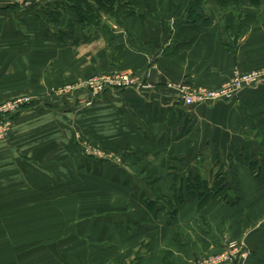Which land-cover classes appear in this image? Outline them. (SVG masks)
<instances>
[{
    "label": "crops",
    "instance_id": "1",
    "mask_svg": "<svg viewBox=\"0 0 264 264\" xmlns=\"http://www.w3.org/2000/svg\"><path fill=\"white\" fill-rule=\"evenodd\" d=\"M138 1L143 19L104 18L94 30L72 12L52 23L40 9L54 0H0V104L33 96L0 140V264H183L243 233L247 262L264 264V177L257 181L243 160H264V82L194 107L175 88H217L236 68L264 67V0H237L246 24L230 28L214 0L194 6L192 18L191 0ZM118 70L150 87L93 99L55 93ZM82 139L127 153L119 179L103 162L102 181L93 174L88 165L98 163L81 153ZM215 172L230 186L229 202H184L171 222L143 202L173 200L177 181L197 173L212 182ZM99 182L111 192L126 182V209L77 203L95 189L108 194Z\"/></svg>",
    "mask_w": 264,
    "mask_h": 264
},
{
    "label": "trees",
    "instance_id": "2",
    "mask_svg": "<svg viewBox=\"0 0 264 264\" xmlns=\"http://www.w3.org/2000/svg\"><path fill=\"white\" fill-rule=\"evenodd\" d=\"M145 7H148V0H141ZM164 2L166 0H158ZM202 0H191L188 3L186 14L192 18L195 13L194 6H198ZM212 1V0H211ZM219 4L221 9H225L228 13L225 18L226 27H233L234 23L243 24L239 21L240 13L237 11V0H214ZM231 5V7H228ZM141 3L138 0H54L53 3H47L41 6L48 15L52 23L57 24L59 18L64 11L72 12L76 16V22L81 24L84 29L93 28L98 29L100 24L103 23V17L113 20L115 23L123 21L125 18L132 16H139ZM239 15L235 17L233 12ZM224 11V12H225ZM235 14V13H234ZM30 105V103H29ZM16 113L11 116L12 120L15 118ZM246 167H248L251 175L257 180L262 181L264 177V160L253 159L249 160L247 156L243 158ZM102 161V160H101ZM260 161L262 163H260ZM179 188L174 191L175 198L170 200L168 197H157L156 200L143 199L144 204L149 210L158 207L165 212L168 222L174 220L177 210L184 202L193 201L198 208L206 206L213 200L222 202H229L230 186L220 177V174H215L213 181L209 182L199 174L191 173L182 180Z\"/></svg>",
    "mask_w": 264,
    "mask_h": 264
},
{
    "label": "built area",
    "instance_id": "3",
    "mask_svg": "<svg viewBox=\"0 0 264 264\" xmlns=\"http://www.w3.org/2000/svg\"><path fill=\"white\" fill-rule=\"evenodd\" d=\"M19 1V0H16ZM264 82V69H253L244 71L235 69L233 75L229 80L222 83L220 87L215 89H208L205 87H195L187 82L179 83L175 88L178 91V97L182 105L185 107H194L198 105H207L219 101H231L236 98L245 88L256 87L258 84ZM140 85L142 87H150V85L141 83L136 77L132 76L126 71H116L113 73H99L92 77L84 78L76 81L74 84H68L56 91L59 95L76 94L86 91L91 99L98 97L104 91L112 90L119 91ZM169 86H173L169 84ZM30 95L19 96L11 100H7L0 104V140L7 139L12 131L13 120L11 116L25 105L32 101ZM85 104H90L91 100H85ZM90 156L95 157H111L104 154L101 150L95 148H87ZM232 256L226 258L225 255L216 257L217 264H223L227 259L232 260Z\"/></svg>",
    "mask_w": 264,
    "mask_h": 264
},
{
    "label": "rangeland",
    "instance_id": "4",
    "mask_svg": "<svg viewBox=\"0 0 264 264\" xmlns=\"http://www.w3.org/2000/svg\"><path fill=\"white\" fill-rule=\"evenodd\" d=\"M167 1V0H166ZM206 0H202L200 2L199 5H201L202 2H204ZM159 2V1H158ZM160 3V2H159ZM217 3V2H216ZM218 4V3H217ZM219 5V4H218ZM220 7V6H219ZM228 7H231V5H229ZM221 8V7H220ZM224 13V19L227 17L226 15L228 14L225 10H226V7L225 9H221ZM225 11V12H224ZM235 13V14H234ZM233 15H236L239 16L235 10L233 12ZM241 15L244 16L243 14H240L239 18H240V22L241 21H244L243 19H241ZM104 19V17H103ZM108 19V18H106ZM109 20V19H108ZM225 21V20H224ZM226 24V23H225ZM237 25L240 24V23H236ZM243 24H246V22H244ZM242 24H240L241 26ZM231 27V26H230ZM229 27V28H230ZM244 27V26H243ZM242 27V28H243ZM228 28V27H227ZM237 69V68H236ZM240 69V68H238ZM257 69H264V67H261V68H257ZM120 71V70H118ZM116 72V71H115ZM127 72V71H126ZM93 76V75H92ZM91 76V77H92ZM90 76L88 77H79V78H76L74 80H71L69 82H66L64 84H62L61 86H59L56 90H55V93L57 90H59L60 88L68 85V84H74L76 81L80 80V79H84V78H89ZM229 80V79H228ZM227 81V80H226ZM191 85V84H190ZM193 86V85H192ZM195 87H198V86H195ZM200 87V86H199ZM207 88V87H205ZM208 89H215V88H208ZM58 94V93H56ZM77 94V93H76ZM59 95V94H58ZM69 95V94H67ZM71 95V94H70ZM31 96V95H30ZM60 96H63V95H60ZM33 97V96H31ZM95 98V97H94ZM223 102H227V101H223ZM91 104V103H90ZM90 104H85L87 106H89ZM80 139V138H79ZM80 146L82 148V151L81 153L88 157L90 156L89 152H86V149L87 148H95V149H98V150H101L102 153L104 154H107V155H110L111 157H93V156H90L94 159H96L97 163L98 164H95L93 163L91 167H89L88 165V168H90L93 172V174L97 176V178L102 181V177L101 176H104L106 174H103L105 173V170L106 168L105 167H100L99 164H106V165H110L109 168H114L113 170H109L112 171L111 174L113 173V175L116 177V178H120V175H121V168H124V163L127 159V157H125V155L127 154L126 152H110V151H106V150H102L101 148H99L98 146L94 145L93 143L89 142L88 140H85V139H82L80 140ZM102 160V161H101ZM107 167V166H106ZM102 168V169H101ZM125 169V168H124ZM89 171V170H88ZM124 172H127L128 176H134L131 172L130 169H126V171ZM216 173V172H215ZM216 174H219V173H216ZM123 181L124 178H123ZM181 182H183L181 180ZM180 181H177L176 183L177 184H173L172 185V188H173V192L176 191L178 188H179V185L181 184ZM99 186H102L104 188V190L108 191V194L107 193H102L100 192L99 190L95 189L94 192L95 194H92L91 197H89V195H82L80 196L81 199H78L77 200V203L81 206V207H85V206H89L91 205V208L92 209H100L101 207H105L106 204L110 205V207H114V208H118L119 210L120 209H126V206L127 204H124V201H123V198H121V195H124V192H128V188H127V185H126V182L125 183H120V184H116V185H112L114 186L112 188V192H111V189L109 188L108 185H106L105 183H102V182H99ZM136 186V185H134ZM119 187V188H118ZM127 195V194H126ZM79 197V198H80ZM126 200V199H125ZM126 203H128V201L126 200ZM206 207V206H205ZM203 208V207H202ZM247 235L243 233V235L240 237V238H236V239H229L228 241H226L225 245L223 248H221V250H215L211 253H206V254H203L202 256L200 257H197L191 261H188L186 263H183V264H217L216 262V257L219 256V255H225L226 258H229L232 256V260L231 259H227L226 261H224L223 264H249V262H247L248 258H249V254H250V251L248 249V245L246 243V237ZM134 257L136 256V253H134L133 255ZM129 264H131V262H129ZM222 264V263H221Z\"/></svg>",
    "mask_w": 264,
    "mask_h": 264
}]
</instances>
